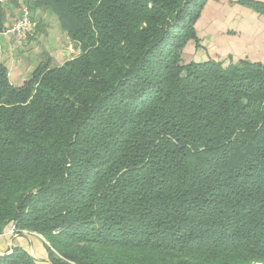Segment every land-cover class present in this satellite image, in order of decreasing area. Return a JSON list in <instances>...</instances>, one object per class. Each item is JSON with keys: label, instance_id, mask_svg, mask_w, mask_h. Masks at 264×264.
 Wrapping results in <instances>:
<instances>
[{"label": "trees", "instance_id": "1", "mask_svg": "<svg viewBox=\"0 0 264 264\" xmlns=\"http://www.w3.org/2000/svg\"><path fill=\"white\" fill-rule=\"evenodd\" d=\"M33 1L80 53L21 86L0 62V234L53 264H264V65L182 62L207 0Z\"/></svg>", "mask_w": 264, "mask_h": 264}, {"label": "crops", "instance_id": "2", "mask_svg": "<svg viewBox=\"0 0 264 264\" xmlns=\"http://www.w3.org/2000/svg\"><path fill=\"white\" fill-rule=\"evenodd\" d=\"M26 1L29 6L34 2L2 1L4 27L19 15L20 6ZM244 1L207 0L194 25L196 38L190 39L182 50L181 60L184 64L216 60L225 63L249 61L264 65V14L244 5ZM31 14L39 22V28L24 46L17 47L10 37L0 33V62L8 68L10 82L15 86L23 85L46 60H51L53 65H62L74 57L66 50L72 41L57 17L39 6H32ZM25 62L30 64L26 66ZM30 240L26 241L30 243ZM17 246L26 250L29 248L28 243L21 241H17ZM29 252L37 257L30 250ZM41 259L44 263L40 264H50Z\"/></svg>", "mask_w": 264, "mask_h": 264}, {"label": "rangeland", "instance_id": "3", "mask_svg": "<svg viewBox=\"0 0 264 264\" xmlns=\"http://www.w3.org/2000/svg\"><path fill=\"white\" fill-rule=\"evenodd\" d=\"M252 1H254L255 3L257 2V3L264 5L263 0H252ZM25 4L29 6L27 1ZM38 28H39V22H38ZM38 28H37V31H38ZM43 30L45 31L46 28L44 27ZM70 44L71 42L67 45L66 50L70 55L75 57L80 53V50L76 48L75 44H74L75 48H73L74 49L73 50L70 47ZM25 64L26 66H28L30 63L25 62ZM12 229H14V233L11 232ZM25 239L26 240L31 239L30 241H32L33 243L32 242L29 243V241H26ZM17 241H21L24 244L28 243L29 244L28 251L30 250L35 256H37L36 259L39 261V263H44L42 262V259H41L43 258V260H46L48 263L50 262V264H53L51 262L49 253L47 249L45 248L43 237H40L36 235L35 233H30L28 231H22L21 233L17 232L14 226L8 227L3 234H0V252L5 253L8 250H10L9 248H14L15 246H17Z\"/></svg>", "mask_w": 264, "mask_h": 264}, {"label": "built area", "instance_id": "4", "mask_svg": "<svg viewBox=\"0 0 264 264\" xmlns=\"http://www.w3.org/2000/svg\"><path fill=\"white\" fill-rule=\"evenodd\" d=\"M37 28L38 21L32 16L30 7L22 3L19 15L10 25L4 27L0 33L10 37L17 47H22L28 43L30 38L36 33ZM70 47L72 49L75 48L73 42H71ZM11 232L14 233V229H12Z\"/></svg>", "mask_w": 264, "mask_h": 264}]
</instances>
